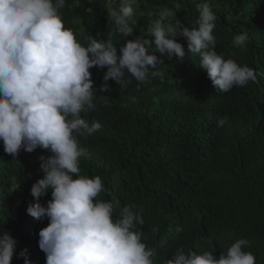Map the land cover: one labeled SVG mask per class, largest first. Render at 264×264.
<instances>
[{"label":"trees","instance_id":"trees-1","mask_svg":"<svg viewBox=\"0 0 264 264\" xmlns=\"http://www.w3.org/2000/svg\"><path fill=\"white\" fill-rule=\"evenodd\" d=\"M203 3L217 18L209 50L251 67L257 80L219 93L199 67V55L191 53L183 60L161 57L162 75L143 83L125 72L131 82L119 86L109 80L110 92L100 91L107 68L89 69L95 108L81 117L102 127L91 136L77 135L89 151L81 174L102 178L106 191L97 199L113 203V219L126 206L142 217L134 230L155 249L154 264L171 259L178 248L209 251L219 259L240 239L248 241L243 250L254 255L255 264H264V0H136L129 37L109 17L120 0H66L60 14L82 45L88 36L111 39L119 52L127 40L151 39L149 22L165 7L184 27L197 28ZM245 33L246 45L236 47L235 35ZM176 42L187 52L185 38ZM50 155L21 149L14 158L0 141V236L16 241L11 264H24L25 257L30 264H46L38 240L49 220L30 216L27 208L51 199V192L39 201L30 193L44 178L41 164Z\"/></svg>","mask_w":264,"mask_h":264},{"label":"clouds","instance_id":"clouds-1","mask_svg":"<svg viewBox=\"0 0 264 264\" xmlns=\"http://www.w3.org/2000/svg\"><path fill=\"white\" fill-rule=\"evenodd\" d=\"M135 3L120 0L118 8L109 10V17L126 37L134 32L130 21ZM65 6L66 0H0V141L4 152L14 158L21 149L51 153L41 164L44 178L30 189L36 201L49 192L51 199L46 206L36 202L27 208L30 216L49 220L38 240L46 264H154L155 249L134 230L143 223L142 217L133 206H126L113 219V203L97 199L106 191L102 178L81 174V160L89 157V151L77 135L91 136L102 127L99 122L89 126L81 117L95 108L89 69L107 68L101 92H110L109 80L119 86L130 83L124 79L125 72L141 83L149 76L162 75L157 68L165 55L183 60L188 53L198 54L199 67L219 93L255 82L257 74L209 50L215 43L212 33L217 18L208 3L198 6V27L191 30L176 19L172 9L163 8L149 22L151 39L127 40L119 52L111 39L105 42L88 36L87 46L78 42L62 20L60 9ZM174 7L179 10L181 4ZM178 36L187 41V52L176 42ZM247 40L246 33L238 34L233 44L243 47ZM15 243L7 233L0 236V264H11ZM247 244L245 239L237 240L219 259L209 251L185 253L178 248L163 264H255L254 255L243 250ZM24 264H30L26 257Z\"/></svg>","mask_w":264,"mask_h":264}]
</instances>
